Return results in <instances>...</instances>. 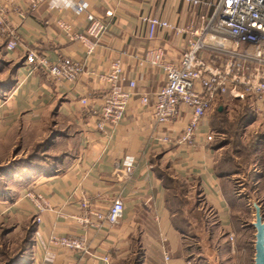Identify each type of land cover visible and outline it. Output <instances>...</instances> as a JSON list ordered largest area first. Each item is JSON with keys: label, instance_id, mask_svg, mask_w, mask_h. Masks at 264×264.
<instances>
[{"label": "crops", "instance_id": "0c3cea01", "mask_svg": "<svg viewBox=\"0 0 264 264\" xmlns=\"http://www.w3.org/2000/svg\"><path fill=\"white\" fill-rule=\"evenodd\" d=\"M13 1L0 23V61L19 66L14 85L0 88V139L9 152L24 133H37L29 134L34 139L28 148L42 143L48 131L51 138L45 161L36 162L31 171L20 165L0 194V231L12 238L27 228L31 231L19 264H226L221 254L229 253L234 232L226 192L231 180L219 169L220 149L206 141L213 131L211 113L216 110L231 119L244 109L241 117L249 131L264 117V104L240 101L228 93L201 119L194 147L159 146L156 138L166 132L181 134L191 113L182 107L165 125L154 121L153 94L166 80L159 67L142 63L149 48H161L163 60L178 65L218 0L199 5L183 0H46L33 9L24 0ZM80 2L88 4L85 13L107 25L91 56L71 37L86 34L85 13L76 15L73 10ZM106 11L113 16L106 18ZM147 17L165 20L176 29H157L149 39L143 21ZM58 21L70 25V34L61 31ZM13 40L15 48L7 50ZM32 52L48 61L67 57L83 62L85 71L74 83H56L44 69L25 63ZM116 59L125 88L135 81L134 93L121 122L98 131L92 110L99 108L106 86L90 71L107 72ZM232 62L245 76L264 79V68L247 63L243 69L239 59ZM143 96L148 98L146 105ZM82 98L87 104L80 103ZM126 160L131 161L130 171L123 164ZM37 194L49 204L40 213L30 199ZM118 198L123 215L116 225L99 222L88 212L106 210ZM85 200L89 206L83 210ZM81 216L88 218L86 225L77 221ZM53 235L83 239L86 252L50 247Z\"/></svg>", "mask_w": 264, "mask_h": 264}, {"label": "built area", "instance_id": "2783aa9c", "mask_svg": "<svg viewBox=\"0 0 264 264\" xmlns=\"http://www.w3.org/2000/svg\"><path fill=\"white\" fill-rule=\"evenodd\" d=\"M29 9L36 8L46 0H24ZM187 4H204L203 0H183ZM13 0H0V23L5 22L6 6L13 4ZM88 4L80 2L73 7L76 15L85 13ZM88 26L86 34H72L74 40L82 43L84 52L91 56L95 52L96 42L104 35L107 27L105 21L85 13ZM106 18H111L113 13L106 11ZM147 24V35L151 39L157 29L173 28L167 21L156 17L143 19ZM57 26L63 33L70 34L71 27L68 23L58 21ZM16 41L6 44L7 50H13ZM180 57L179 64L163 60L164 51L161 48H149L142 58V63L159 67L165 76V84L153 94V118L158 125H165L179 115L182 107L191 113L190 119L178 136L169 132L156 138L159 146L176 144L178 146L194 147L196 128L202 118L211 111L215 100L228 93L234 95L237 100H253L264 104V79L254 74L245 76L243 70L237 68L232 59L254 64L258 69L264 68V0H218L213 9L212 16L197 33L196 39L191 41ZM242 50V52L240 51ZM27 65L35 64L44 69L56 83H74L85 71V63H80L70 58H59L48 61L45 56L29 53L25 57ZM98 81L106 86V92L102 95V102L92 114L97 115L96 130H111L124 118L125 110L132 99L135 81L128 82L125 88V78L120 61L116 59L110 64L107 72L90 71ZM146 105L148 98H141ZM80 103L87 104V99L82 98ZM212 135L206 136V141H212ZM124 166L130 171L131 161H124ZM33 205L38 213L49 207L48 201L41 195H30ZM89 203L85 200L81 204L83 210L88 209ZM123 203L118 198L111 206L102 211H88L94 215L97 221L116 225L122 218ZM77 221L86 225L89 220L86 217H76ZM229 240H232L230 237ZM50 247L85 251V242L81 238L53 235L49 241ZM102 262L107 263L108 257L103 256ZM168 261L169 257L164 256Z\"/></svg>", "mask_w": 264, "mask_h": 264}, {"label": "rangeland", "instance_id": "374dc122", "mask_svg": "<svg viewBox=\"0 0 264 264\" xmlns=\"http://www.w3.org/2000/svg\"><path fill=\"white\" fill-rule=\"evenodd\" d=\"M240 51L242 52V50ZM12 68L11 64L0 63V73L3 72L0 75V81L4 82L5 77L12 74ZM3 86L0 84V88ZM240 111L239 115L234 114L231 119L225 115H220L216 110H213L212 113L209 111L213 118V131L211 133L213 138L210 143L220 149L218 161L219 166L225 169L223 172L229 174L230 171L231 173L230 176L228 175L231 183L226 192L229 194L230 205L234 213V232L230 236L232 240H229V244H231L229 253L221 254V261L226 264H254L256 230L251 225L255 221L253 202L261 210V216L264 218V117L260 118L258 127L253 126L247 131L249 125L246 123V119L244 122L241 121L244 118L238 121V118L246 115L247 111L244 109ZM39 133L40 136L43 135L42 131ZM29 134L31 133L22 134L24 137L9 152L4 150L6 141L0 139V194L3 193L8 179H12L16 175L19 166L24 164L27 157L32 153V148H28V146L34 137H29ZM34 134L37 133L34 132L31 135ZM49 134V131L46 132L42 141L49 139ZM253 150L256 152L255 156H253ZM18 154H20L19 158L23 154L26 156L22 160L18 157L12 158ZM250 154L252 155L250 156ZM29 229L27 228L23 232L24 234H21L22 236L16 238L6 236L3 232L4 229L0 231V264H9L10 259L20 252V246L28 245L24 241L28 239V236H31ZM12 243L14 244L12 245Z\"/></svg>", "mask_w": 264, "mask_h": 264}, {"label": "trees", "instance_id": "16d2710c", "mask_svg": "<svg viewBox=\"0 0 264 264\" xmlns=\"http://www.w3.org/2000/svg\"><path fill=\"white\" fill-rule=\"evenodd\" d=\"M0 63H3L2 61H0ZM18 66H19V63H16L14 66H12L13 68H12V74L10 75V76H6L5 77V81L3 82V81H0V84H2V85H4L3 87H1V88H11L14 84V80H13V75L15 74V71H16V69L18 68ZM241 119H243L242 117H239L238 118V121L239 120H241ZM244 120L245 119H243V120H241V121H243L244 122ZM238 121H236V122H238ZM50 140H51V138L50 139H47V140H45V141H43L42 143H40V144H35L34 145V147L32 148V153H30V155L27 157V159H26V161H25V163L22 165V166H24V167H26V169L28 170V171H31V169L33 168V167H35V163L36 162H38V163H40V162H42V161H45L44 160V156H42L44 153H45V150H46V148H47V145L49 144V142H50ZM214 146V145H213ZM217 147V146H216ZM43 149V151H40L41 149ZM250 152H251V150H250ZM253 156H255L256 155V152H255V150H253ZM252 154H250V156H251ZM250 156H248V157H250ZM220 167V166H219ZM220 169V171L222 172V173H225L226 175H229L230 176V171H229V174H227L228 172H223V170H225L222 166L219 168ZM252 176H253V174H252ZM29 232L31 233V231H30V229H29ZM30 238H31V236H28V239H25V241H24V243H29V240H30ZM26 246H20L21 247V249H20V252L18 253V254H16L12 259H10V261H9V264H15V263H19V261H20V258L25 254V252H26V250L27 249H25L28 245L27 244H25Z\"/></svg>", "mask_w": 264, "mask_h": 264}, {"label": "water", "instance_id": "95a60500", "mask_svg": "<svg viewBox=\"0 0 264 264\" xmlns=\"http://www.w3.org/2000/svg\"><path fill=\"white\" fill-rule=\"evenodd\" d=\"M255 210V221L251 223L252 227L255 228V239H254V264H264V218L261 216V210L255 202L252 203Z\"/></svg>", "mask_w": 264, "mask_h": 264}]
</instances>
